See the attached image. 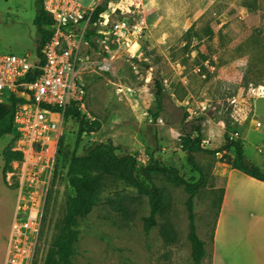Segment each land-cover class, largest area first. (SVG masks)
<instances>
[{"label": "rangeland", "instance_id": "374dc122", "mask_svg": "<svg viewBox=\"0 0 264 264\" xmlns=\"http://www.w3.org/2000/svg\"><path fill=\"white\" fill-rule=\"evenodd\" d=\"M106 1H122L121 6L131 12L118 10L109 25L98 27L106 32L104 37L92 38L97 48L89 49L82 113L98 124L78 142L79 125L68 120L62 154L82 156L98 143L111 144L120 157L132 155L137 159L140 180L161 189L168 207L157 216V226L147 233L149 198L117 175L105 176L96 205L81 221V239L73 263L193 264L188 239L189 194L167 175L150 172L147 179L143 170L153 164L154 157L162 166L176 169L187 182H198L201 174L189 165L182 137L201 125L203 150L195 153V159L204 173V184L195 198L194 211L197 233L207 250L202 264H213V231L234 149L213 151L223 149L228 134L245 146L248 160L264 170V154L258 152L264 149V97L249 91L252 86H264V0ZM36 2L0 0L1 54L36 57ZM124 18L143 27L138 40L141 50L136 56L133 53L138 45L131 53L111 34V24ZM105 64L109 68L101 70ZM153 79L162 80L166 93L157 119ZM7 107L4 100L0 102V115ZM257 122L262 126L256 127ZM16 142L15 134L0 139V264L16 205L15 187L5 181L8 172L3 153ZM65 161L67 167L69 162ZM53 191L55 200L50 211L46 209L37 264H44L48 250L56 245L75 195L63 170L55 179ZM120 204L127 212L118 210ZM230 251L235 257L236 251ZM232 257L224 258L226 264L235 263Z\"/></svg>", "mask_w": 264, "mask_h": 264}, {"label": "built area", "instance_id": "2783aa9c", "mask_svg": "<svg viewBox=\"0 0 264 264\" xmlns=\"http://www.w3.org/2000/svg\"><path fill=\"white\" fill-rule=\"evenodd\" d=\"M85 1L43 0L53 23L41 57L0 53V100L14 104L19 138L12 150L23 154L5 177L6 183L15 187L16 205L3 264L38 263L46 209L55 179L62 173L58 155L67 111L72 105L82 109L87 98L85 75L91 58L88 32L96 29L104 36L106 32L98 30L100 25H109L118 10L131 12L121 6L122 1H107L108 12L92 23L95 9L106 0H91L88 5ZM111 32L115 42L131 52L139 44L143 27L124 18L111 24ZM140 50L139 44L131 53L136 56ZM99 68L109 67L105 64ZM249 91L255 97H264V86H252ZM261 126L256 123V127ZM258 152L264 154V149Z\"/></svg>", "mask_w": 264, "mask_h": 264}, {"label": "trees", "instance_id": "16d2710c", "mask_svg": "<svg viewBox=\"0 0 264 264\" xmlns=\"http://www.w3.org/2000/svg\"><path fill=\"white\" fill-rule=\"evenodd\" d=\"M37 13L35 16V25L38 35L37 54L41 57L43 48L52 35L51 25L52 18L44 10L43 0H37ZM107 1L100 4L94 11L92 23L98 20L108 12ZM248 8H254L253 5H246ZM94 36L104 37L97 34L96 29H91L88 32L87 38L92 47L97 48L96 42L92 39ZM153 90L156 99V113L154 117L157 119L164 108L166 98L165 87L162 80L153 79ZM188 114H185V119ZM76 120L78 127V142L88 130L97 125V122H90L82 113V109L77 105H72L67 111V121ZM194 133L197 136H194ZM15 134L18 140V133L14 125V104H11L10 110L0 119V139L5 136ZM226 143L223 149L213 151L219 153L234 149V159L232 168L237 169L244 174L264 182V170L256 167L246 157L244 147L241 143L234 141L225 135ZM203 130L201 125L194 128V131L186 132L182 137V149L188 155L187 160L194 171L201 174V178L196 183H190L184 180L176 169L164 167L161 163L152 158L153 164L143 170L144 176L150 179V172H156L167 175L172 181L178 185H183L186 192L189 194L187 200V211L189 220L188 239L192 249L193 264H202L207 255L206 244L202 241L197 233L195 220V198L198 195L199 189L204 184V173L195 159V153L202 151ZM63 139L59 149V167L65 172V176L69 180L70 186L74 189L75 195L70 200L68 205L67 215L64 220V225L61 228L60 235L56 245L50 248L46 254L44 264H74L76 246L81 239V221L87 216L96 205L99 196L101 195L103 181L107 175H117L122 180L126 181L130 186L138 190L139 193L146 195L149 198L151 205L150 215L146 218L145 230L149 233L157 226V216L162 215L167 207L168 201L161 189L154 184L148 186L142 182L138 176L137 159L132 155L120 157L116 153V148L107 143L96 144L87 154L78 156L75 153L72 155L62 154ZM14 147V146H13ZM3 157L5 160V173L12 171V163L20 161L23 158L21 152L13 151L12 147L4 151ZM65 159L69 162L65 166ZM51 191L50 200L47 210L50 211V206L55 200L54 193ZM223 200V197H222ZM221 200V203H222ZM118 210L127 212V208L123 205H118Z\"/></svg>", "mask_w": 264, "mask_h": 264}, {"label": "crops", "instance_id": "0c3cea01", "mask_svg": "<svg viewBox=\"0 0 264 264\" xmlns=\"http://www.w3.org/2000/svg\"><path fill=\"white\" fill-rule=\"evenodd\" d=\"M5 102L8 107L0 117L11 108ZM230 250L236 251L235 257ZM229 257L234 264H264V182L234 168L228 171L214 226L213 264H226Z\"/></svg>", "mask_w": 264, "mask_h": 264}, {"label": "bare ground", "instance_id": "6f19581e", "mask_svg": "<svg viewBox=\"0 0 264 264\" xmlns=\"http://www.w3.org/2000/svg\"><path fill=\"white\" fill-rule=\"evenodd\" d=\"M136 45H138V46H139V44H135V45H134V47H135ZM134 47H133V48H134ZM137 50H138V49H137Z\"/></svg>", "mask_w": 264, "mask_h": 264}]
</instances>
